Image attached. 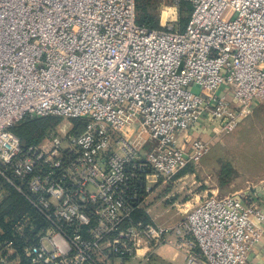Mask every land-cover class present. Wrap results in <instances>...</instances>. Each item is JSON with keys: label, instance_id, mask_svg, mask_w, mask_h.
<instances>
[{"label": "built area", "instance_id": "1", "mask_svg": "<svg viewBox=\"0 0 264 264\" xmlns=\"http://www.w3.org/2000/svg\"><path fill=\"white\" fill-rule=\"evenodd\" d=\"M167 1L189 8L182 30L139 25L135 0H0V198L11 189L41 219L15 226L27 264L147 262L163 246L185 264H248L264 222L249 194L202 198L172 227L134 218L206 153L181 133L203 119L229 133L264 101V0ZM46 118L84 130L29 145L12 132ZM21 263L0 243V264Z\"/></svg>", "mask_w": 264, "mask_h": 264}, {"label": "crops", "instance_id": "2", "mask_svg": "<svg viewBox=\"0 0 264 264\" xmlns=\"http://www.w3.org/2000/svg\"><path fill=\"white\" fill-rule=\"evenodd\" d=\"M248 125L255 127V130L261 131L264 134V101L258 103L252 112L240 118L235 129L238 130ZM218 131L219 125L216 122L210 119H203L193 129L178 136V147L188 149L193 141L198 140L207 144V151L196 163L194 171L188 173V176L184 179L176 183L174 181H170L169 183L161 181L152 186L153 193L143 205L145 212L142 211L148 221L162 227H172L185 212L189 211L202 198L211 194H216L222 198H242L249 194L264 214V169L255 168L252 170L253 167L258 166L259 160L251 159L252 162H250L247 161V158L242 157L240 160L238 158V161H228V163H225L234 164L236 162L237 167H239L238 169L241 168V165L250 169V173L246 177L248 181L246 188H236L232 183L229 184V180L228 184L218 182L219 178L216 172L219 171L220 176L223 171L222 165L218 163L221 158L225 162L226 160L224 159L229 155V153L226 155L224 146L230 142H235V139L231 140L230 138L222 137L223 133L218 134ZM256 144L264 146V141L259 140ZM262 162L264 163V161ZM187 180H189L188 189L185 187ZM254 222L261 229L262 236L259 243L251 249L248 255V264H264V222L260 223L257 220ZM130 262H118L116 264H132ZM147 262V264H184V257L176 248L163 246L150 255ZM133 264L138 263L135 262Z\"/></svg>", "mask_w": 264, "mask_h": 264}, {"label": "rangeland", "instance_id": "3", "mask_svg": "<svg viewBox=\"0 0 264 264\" xmlns=\"http://www.w3.org/2000/svg\"><path fill=\"white\" fill-rule=\"evenodd\" d=\"M143 7L145 12V17L149 20L151 19L152 22H154L157 25V29H163L167 26H173L178 28L179 30H182L184 27L182 25L183 19L187 16L188 10L185 5H181L178 8L172 7L167 0H143ZM187 13V14H186ZM37 127L39 128V131L41 130V137L49 132V131H55L60 135H70L75 136L79 133H81L84 130L85 121L83 120H69V119H60V118H51V119H43V120H37ZM233 129L231 132L223 133L221 136L230 138L231 140H234L235 142H230L228 145L226 144L224 146V151L229 153V155L224 159L225 162L222 161V158L220 159L218 164L222 165V176H219V171H216V175L219 178V183H226L229 184L232 183L236 188H246V185L248 184V181L246 180V177L250 173V169L247 167H244V165L240 166L241 168L238 169L237 163L234 164H225L228 163V161H238L240 158L244 157L247 158V161H251V159L259 160L258 166L253 167V169H264V146L257 145L256 143L259 140L264 141V134L263 132L255 130V127L248 125L247 127ZM236 131V132H235ZM220 136V137H221ZM235 143V144H233ZM154 143L149 142L148 147L152 146ZM237 145V146H235ZM204 156V155H203ZM202 156V157H203ZM239 158V159H238ZM238 159V160H237ZM225 165V166H224ZM232 165V166H231ZM196 164H189V167L192 171H194V167ZM237 172H236V170ZM203 175V173H202ZM186 176H188L186 174ZM221 177V180H220ZM202 179V178H201ZM215 180V179H214ZM213 180V181H214ZM189 180L185 182V187L188 189ZM5 192L7 188H4ZM210 196H218L216 194L207 195L204 197H210ZM7 197V194L0 198V204L2 203V200H5ZM220 197V196H218ZM160 249V248H159ZM138 264H147L146 262H141V260L138 258L135 260ZM131 261L130 263H135ZM118 263V261H117ZM184 260V264H185ZM129 264V263H128Z\"/></svg>", "mask_w": 264, "mask_h": 264}, {"label": "trees", "instance_id": "4", "mask_svg": "<svg viewBox=\"0 0 264 264\" xmlns=\"http://www.w3.org/2000/svg\"><path fill=\"white\" fill-rule=\"evenodd\" d=\"M136 2V22L139 25H144L148 28L157 29V25L151 21V19H147L145 17L144 7H143V0H135ZM189 10V8H187ZM187 14V13H186ZM189 19V11L187 16L183 19L182 25L183 27L186 25ZM51 119V118H46ZM43 120V119H39ZM37 120H31L25 123L18 125L17 127L12 129V132L22 141L23 144H36L40 141L41 137V130L37 127ZM192 170L189 167H185L181 170L178 174H176L172 181L174 183L182 180L186 177V174L191 173ZM7 197L5 200H2L0 204V243L4 241H9L13 244V247L16 249L18 254L21 256L22 263L27 264L23 255L22 249L26 245L24 240V236L20 235L15 229V226L18 222H23L24 217L30 218L29 225L25 228V235L28 234V226L33 227L34 230L37 231L39 228V224L41 223L40 217L33 211L26 203V201L14 193L11 189H6ZM5 194V195H6ZM136 220H143L148 221L142 212H137L134 216ZM10 258V257H9Z\"/></svg>", "mask_w": 264, "mask_h": 264}]
</instances>
